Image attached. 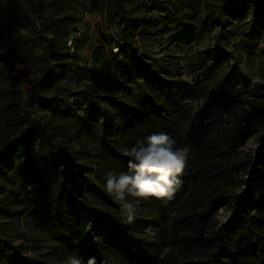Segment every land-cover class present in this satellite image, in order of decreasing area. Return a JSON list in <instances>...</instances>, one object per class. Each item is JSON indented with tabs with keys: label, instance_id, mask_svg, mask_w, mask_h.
Returning a JSON list of instances; mask_svg holds the SVG:
<instances>
[{
	"label": "trees",
	"instance_id": "trees-1",
	"mask_svg": "<svg viewBox=\"0 0 264 264\" xmlns=\"http://www.w3.org/2000/svg\"><path fill=\"white\" fill-rule=\"evenodd\" d=\"M88 1L105 29L82 63L83 34L73 51L66 43L79 0H0V215L15 217L10 231L31 255L7 228L0 254L10 264H264V82L237 50L261 41L264 51V0ZM167 30L171 46L212 39L189 47L186 75L169 45L146 51ZM159 132L187 149L182 184L166 204L141 201L128 223L106 173L128 171L123 150ZM250 137L256 145L240 150Z\"/></svg>",
	"mask_w": 264,
	"mask_h": 264
},
{
	"label": "clouds",
	"instance_id": "clouds-1",
	"mask_svg": "<svg viewBox=\"0 0 264 264\" xmlns=\"http://www.w3.org/2000/svg\"><path fill=\"white\" fill-rule=\"evenodd\" d=\"M175 144L169 134L153 133L123 150L122 154L129 158L128 171L106 173L105 190L122 202L128 223L134 221L141 201L155 198L166 204L181 186L180 177L187 165L188 153L186 148L175 147ZM65 264H81V261L75 255H69ZM87 264H96L95 257H90Z\"/></svg>",
	"mask_w": 264,
	"mask_h": 264
},
{
	"label": "rangeland",
	"instance_id": "rangeland-1",
	"mask_svg": "<svg viewBox=\"0 0 264 264\" xmlns=\"http://www.w3.org/2000/svg\"><path fill=\"white\" fill-rule=\"evenodd\" d=\"M81 4L84 6V11L81 14V17L77 20V26L81 28L80 36L81 34V40L83 41L82 44L77 47V51L79 52L81 56V62L83 63L85 60H88L89 57V51L92 47L91 40L94 41L97 38V31L96 28L101 27L105 29L104 23L102 21V16L100 13V3L99 1H88V0H79ZM236 24V23H234ZM236 27V25H234ZM75 25L73 26L74 29ZM234 29L237 32V28ZM72 29V32H73ZM114 30V29H113ZM172 33L171 31H163L160 33V35L157 37V39L152 42L151 44L147 45L146 51L148 54L153 56H160L161 53L165 50V46H170L169 48L174 51L178 55V66L180 67V71L183 75H186L188 73L186 68V57L185 54L188 51L189 47H203L209 43H212L211 38H207L204 36H199L196 33H192L190 35H184L183 38L180 40L179 44H175L171 46L173 43L172 39ZM77 36V37H78ZM85 38H87L85 40ZM237 40L236 35H231L229 38V46L235 43ZM256 49L254 50H247L242 49L241 47L238 50V52L241 53V62L240 66L243 67L247 73L251 77V81L253 80H260L261 82H264V51H260L259 47L261 45V41H257ZM0 45L3 46L5 50V45L1 41ZM231 61V59H229ZM10 62L11 57H10ZM256 145V139L255 137L248 138L240 147V150H248L249 148H252ZM238 180V178H237ZM241 187L240 183H236L234 185V189H239ZM228 214V208L227 207H220L216 212V218L220 221H224L227 218ZM22 220V219H20ZM21 222V221H20ZM15 217H12L11 221H8L7 218H4L0 215V229L1 228H7L8 234L11 235V240L14 245L20 246L18 249L20 253L29 256L31 255V251L28 247V242L25 243L23 238L13 235L14 233L11 232V227L13 225H16ZM40 228H44L40 224ZM40 237L42 240H40V243L42 244L41 250L47 249V239L46 232L42 231L40 233ZM10 251H5L4 253L0 254V264H10L12 263V256L9 254ZM10 262V263H9Z\"/></svg>",
	"mask_w": 264,
	"mask_h": 264
},
{
	"label": "built area",
	"instance_id": "built-area-1",
	"mask_svg": "<svg viewBox=\"0 0 264 264\" xmlns=\"http://www.w3.org/2000/svg\"><path fill=\"white\" fill-rule=\"evenodd\" d=\"M77 23H78V21L75 22V24H74L75 27L73 29V32L67 38V41H66V43H67L70 51H73L74 50V47H75V39L80 34V31H81V28L79 26H77Z\"/></svg>",
	"mask_w": 264,
	"mask_h": 264
}]
</instances>
